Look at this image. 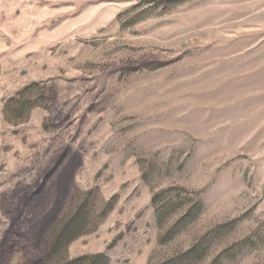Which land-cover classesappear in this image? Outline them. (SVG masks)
Here are the masks:
<instances>
[{
    "label": "rangeland",
    "instance_id": "rangeland-1",
    "mask_svg": "<svg viewBox=\"0 0 264 264\" xmlns=\"http://www.w3.org/2000/svg\"><path fill=\"white\" fill-rule=\"evenodd\" d=\"M0 264H264V0H0Z\"/></svg>",
    "mask_w": 264,
    "mask_h": 264
}]
</instances>
